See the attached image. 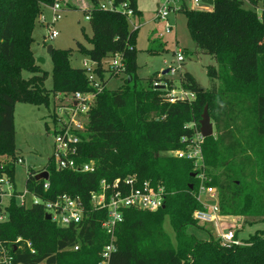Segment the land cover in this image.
Here are the masks:
<instances>
[{
    "label": "trees",
    "instance_id": "16d2710c",
    "mask_svg": "<svg viewBox=\"0 0 264 264\" xmlns=\"http://www.w3.org/2000/svg\"><path fill=\"white\" fill-rule=\"evenodd\" d=\"M54 1L0 0V175L5 173L12 181L15 163L7 159L18 160L15 103L49 106L51 97L58 94L72 99L77 92L94 90L84 68L71 65L70 51L55 48L51 55L54 87H45V72L36 64L30 44L36 18ZM114 1H128L135 16L142 13L137 0ZM91 2L92 8L85 12L93 24V34L88 37L93 47L86 50L78 43V48L98 62L96 72L105 88L90 106L86 129L79 134L76 159L93 160L96 170H59L51 156L44 168L50 172L49 188H44L45 180L36 179L40 170L32 169L27 173L26 189L45 199L62 193L80 195L90 208V193L103 179L112 182L135 176L139 181L163 185L167 192L164 207L124 210L109 264H263L264 232L247 240L258 244L250 245V252L247 246L224 244L221 238L199 239L188 230L198 227L193 213L203 207L196 198L200 173L204 184L218 189L220 215L264 219V12L259 17L253 6H245V0H214L210 10L194 9L184 2L178 12L186 15L192 39L216 55L228 79L222 90L213 82L205 90L185 72L180 85L195 98L170 103L164 96L167 90L154 84L162 81L137 76V29L130 27L126 14L101 9L99 0ZM20 19L27 24L23 38H19ZM117 53L123 55L125 68L119 73H124L128 85L124 82L122 88L109 89L107 82L115 74L102 61ZM22 70L33 75L25 79ZM164 83L169 88L172 82L165 78ZM206 105L217 135L204 139L205 165L198 170L191 160L168 152L185 147L181 138L193 131L185 126L193 122L200 128ZM19 193L15 190L16 195L5 206L0 198V210L9 216L0 223V243L9 249L11 264H101L102 249L110 238L102 227L107 210L90 211L80 226L60 227L45 218L42 203L21 205ZM166 216L176 243L163 227ZM19 237L22 240L16 242Z\"/></svg>",
    "mask_w": 264,
    "mask_h": 264
},
{
    "label": "rangeland",
    "instance_id": "374dc122",
    "mask_svg": "<svg viewBox=\"0 0 264 264\" xmlns=\"http://www.w3.org/2000/svg\"><path fill=\"white\" fill-rule=\"evenodd\" d=\"M102 1L107 2V0ZM54 2H60L65 9L62 18L53 26L43 24L40 21L42 16H45L47 21L52 19V11L47 6V9L43 10L35 20L30 44V49L36 57V64L45 72L44 84L47 89L54 87L53 61L48 52L49 46L55 49L69 50L71 65L79 68L83 67L84 61L89 60V58L86 53L79 50L78 43H81L86 50L93 47L88 40V37L93 34V24L86 18L85 12L86 9L92 8L91 0H55ZM245 2L247 8L252 7L248 1ZM258 2L261 6L264 5V0H258ZM162 3V0H137L142 13L128 20L132 29V22L137 26L135 37L137 76L153 79V81H164L165 78H169L173 84L179 86L181 75L190 72L205 90H209L212 82L216 84L219 90H222L225 87V80L228 79V72L217 60L215 54L200 48L192 39L187 26V18L183 12H169L167 22L172 26V31L164 37L158 36L159 32L164 30V22H157L156 20L158 5ZM189 6L196 9L201 8L192 5V3H189ZM26 26L25 20L20 19L18 24L19 38L26 36ZM50 28L57 30L59 35L50 39ZM179 49L185 56V60L181 63L176 59V52ZM39 58H43L44 61H39ZM108 63L109 59L105 60L104 65H108ZM170 66L178 68L176 74L174 76L169 73L163 75V70ZM113 72L115 76L109 78L108 88H122L124 82L127 87L128 83L124 80V73ZM21 73L25 79L33 75L27 70H22ZM64 97L65 94L51 97L49 106L35 105L24 101L15 103L14 145L17 149V157L21 158L22 162H18L15 157H9L7 162L15 163L12 185L17 192L21 193L26 190V177L30 170L39 171L47 166L49 158L55 150V133L62 125H67L72 118L82 121L84 124L87 123V113L80 111L73 116L74 107H72L71 98ZM211 121L214 124V136H216V125L212 119ZM2 165L4 166V163H1ZM205 196L206 194L203 193V199ZM17 200L20 201V198L18 197ZM4 202L7 204L8 199L4 198ZM217 217L218 220L214 222H197L198 227H190L188 232L204 240L212 236L219 238L222 232L233 230L235 234L237 233L236 239L240 241V245L247 246L250 248V252H253L250 245L254 247L258 244L255 241L247 240L264 232V219L222 216L218 212ZM163 227L171 241L176 243L175 231L168 216L164 219ZM260 254L264 255V252ZM254 260H256L255 257ZM40 264H46V261ZM249 264H254V262L250 261Z\"/></svg>",
    "mask_w": 264,
    "mask_h": 264
},
{
    "label": "built area",
    "instance_id": "2783aa9c",
    "mask_svg": "<svg viewBox=\"0 0 264 264\" xmlns=\"http://www.w3.org/2000/svg\"><path fill=\"white\" fill-rule=\"evenodd\" d=\"M162 1L163 3L158 5L156 16L157 22H164V30L159 32V37H164L172 31V26L167 22L169 12H178V9L184 4V2H187L188 5L189 3H192V5L201 7L200 10H210L213 6L203 2V0ZM245 1L249 2V0ZM249 3L255 8L259 17H262L264 5L261 6L259 2L252 4L250 1ZM99 7L104 10H120L126 14L128 20L135 17L134 11L129 7L128 1L117 4L114 0H107V2L99 0ZM49 9L52 11L51 21H47L45 16H42L40 21L47 26H53L55 22L62 18L65 9L60 2H55L50 5ZM86 16V18L90 20V15ZM132 25L133 29H137L135 23L132 22ZM58 35L59 32L57 30L52 28L49 29L50 39H53ZM107 59H109V63L105 66L104 62ZM176 59L179 63L185 60L184 53L181 49L176 52ZM102 65L106 68H111L116 73L122 72L125 68L123 55L117 53L113 56H108L102 61ZM97 66L98 62L91 59L85 60L83 63V68L89 84L94 90L86 92V95L85 92L75 93V96L71 99L72 107H74L72 110L73 116L81 111L87 113L88 119V111L96 94L103 91L105 88V84L96 72ZM167 69L168 73L171 76H174L178 68L170 66ZM169 80L172 81L171 79ZM154 84L157 87L167 90L164 96L170 103H175L178 100L192 101L195 98L193 92L184 89L181 85L176 86L171 83V86L168 88L167 83H164V81H156ZM162 85H164V87H162ZM86 124L72 118L67 125H62V127L55 133V150L52 157L54 164H56V167L59 170L68 169L74 172H94L96 170V163L93 160L79 162L76 159L79 154L78 147L81 141L79 134L85 131ZM185 127L193 130L190 136L185 135L181 138V142L185 147L171 150L168 154L178 158L191 160L194 163L195 168L201 170L205 165L203 154L205 137L202 135L200 128L196 123H189ZM17 161L22 162V159L18 158ZM198 177L201 180V184H199L196 198L203 207L202 209L195 210L193 218L200 223L217 221V212L219 213L218 189L216 186L204 184L203 179L205 177L202 173H200ZM43 180H45L44 188L48 189L50 186L49 179ZM12 182L13 181L7 174L3 173L0 175V198L2 199L1 204L3 206H5L4 198H7L9 201L16 195ZM203 193L206 194L205 199H203ZM166 194L167 192L161 184H154L150 180L139 181L135 176H128L123 179L116 178L112 182L103 179L100 182L99 188L90 193V208L80 195H72L70 193L59 194L53 199H45L26 189L24 192L17 194V197L20 198L19 202L21 205L42 203L45 209V214L50 213L52 215L51 220L60 227L80 226L84 223L90 211L107 210V218L102 222V227L106 230L110 238L109 243H107L102 249L101 264H109L110 257L116 250V230L118 225L124 220V210L133 208L138 210L156 211L160 207H163ZM209 200H217V204L210 205L208 204ZM8 219V213L5 210H0V223H3ZM219 238L222 239L224 244H240V241L236 239L233 230L222 232ZM20 240H22V238L19 237L16 242ZM26 244L28 247H32L30 241H26ZM74 249L78 250L79 245H76ZM11 261L12 256L10 255L9 249L6 245L0 243V264H11Z\"/></svg>",
    "mask_w": 264,
    "mask_h": 264
},
{
    "label": "water",
    "instance_id": "95a60500",
    "mask_svg": "<svg viewBox=\"0 0 264 264\" xmlns=\"http://www.w3.org/2000/svg\"><path fill=\"white\" fill-rule=\"evenodd\" d=\"M203 2L208 3L210 5H213L214 0H203ZM53 47L49 46L48 47V52L50 55H52L53 53ZM39 61H44L43 58H39ZM168 73V69L163 70L162 74L165 75ZM162 87H164V85H162ZM200 131L202 133V135L207 138V137H211L214 135V124L211 121V117L209 114V110H208V105L205 106L204 111L202 113L201 119H200ZM193 176H196V173L192 174ZM36 179L40 180V179H49L50 177V172L47 169L41 170L38 173H36ZM190 187L193 188V184H190ZM208 204L210 205H216L217 204V200H209ZM164 207V205H163ZM45 218L47 220H51L52 219V215L50 213H46L45 214Z\"/></svg>",
    "mask_w": 264,
    "mask_h": 264
}]
</instances>
